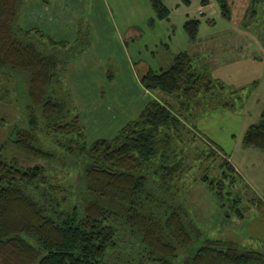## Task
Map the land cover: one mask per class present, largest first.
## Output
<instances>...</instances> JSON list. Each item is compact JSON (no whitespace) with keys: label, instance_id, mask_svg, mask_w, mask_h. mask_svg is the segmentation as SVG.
Wrapping results in <instances>:
<instances>
[{"label":"trees","instance_id":"trees-1","mask_svg":"<svg viewBox=\"0 0 264 264\" xmlns=\"http://www.w3.org/2000/svg\"><path fill=\"white\" fill-rule=\"evenodd\" d=\"M148 1L150 26L168 19L165 0ZM215 2L229 21L228 0ZM26 3L0 0V103L18 107L13 122L0 118V264H264V251L203 237L178 202L186 123L203 109H235L223 98V83L187 52L159 72L135 69L145 90L173 96L177 106L152 99L114 136L88 143L65 72L90 51V29L83 22L71 42L23 29ZM243 21L264 48V0H249ZM199 25H183L192 43ZM242 147L264 153V109L246 129ZM221 170L222 180L201 179L219 197L223 182L235 179L226 161ZM62 171L72 174L67 186L55 181ZM233 202L243 219L239 200ZM258 202L256 208L264 206Z\"/></svg>","mask_w":264,"mask_h":264},{"label":"rangeland","instance_id":"rangeland-1","mask_svg":"<svg viewBox=\"0 0 264 264\" xmlns=\"http://www.w3.org/2000/svg\"><path fill=\"white\" fill-rule=\"evenodd\" d=\"M187 1L188 3L183 0H170L168 19L156 20L151 26L149 20L154 17V13L149 1H145L136 9V17L134 16L135 18H131L128 22L132 26L131 35L126 38L129 46L128 49L124 46L123 48L128 50V55L138 73L147 69L156 72L165 70L171 65L175 55L187 52L199 58L196 65L204 66L213 79L223 83V98L230 100L235 109H203L193 120L186 123V129L190 133H183L186 159L184 172L176 186L178 202L201 231L203 237L232 241L247 248L264 251V243L255 242V232L264 233L262 232L264 224L258 225L259 221L256 220L264 217V206L256 208L259 200L264 203V164L253 158L254 149L242 147V138L246 129L259 121L264 109V48L259 42V44L256 43L258 37L255 31L242 27L247 0H242L243 4L240 7L234 5L229 21L221 16L215 0H209V6L204 5L207 8L203 10V15L199 13L202 7L201 0ZM144 6L147 10L146 16H148L146 22L145 19L140 20L141 17L137 16L140 11L144 10ZM191 19L200 21L195 44L188 40L183 29L184 23ZM230 24L233 25L232 28L238 27L253 34L255 42H251L255 45L245 46L244 55L235 60H232L228 54H223L221 62L224 67L222 68L215 62L216 59L213 60L210 52H204L203 44H208L210 39H219ZM238 39L240 40L238 44L242 45L239 47L242 49L243 43L247 41L237 36ZM260 57L261 60L257 59ZM106 58L110 59L107 60L109 61L107 65H110L109 68L114 75L111 86L114 91H118L121 87V79H117L116 75L121 55L113 50ZM1 86H5V81H1ZM11 87L12 94H14ZM150 94L151 100L156 99L162 103H169L174 108L177 106V101L173 96L159 91H153ZM74 95L76 97L79 95L76 90ZM194 111L193 109V113ZM17 116L16 104L0 103L1 119L11 123L17 119ZM4 134L5 128H0V138ZM194 135L198 137L195 140L192 139ZM92 139L88 138L87 142L95 141ZM206 142L209 145L213 143L211 148L206 145ZM223 161L233 168L234 173L229 174L234 175L235 179L234 182L228 179L223 182L225 185L223 197L220 196V198L210 191L201 179L207 175L214 180H222ZM255 161L258 163L256 167ZM71 177L72 174L66 171L54 175L55 181L62 186H67L71 182ZM236 199L239 200L236 207L244 215L243 219L238 218L235 213L233 201Z\"/></svg>","mask_w":264,"mask_h":264},{"label":"crops","instance_id":"crops-1","mask_svg":"<svg viewBox=\"0 0 264 264\" xmlns=\"http://www.w3.org/2000/svg\"><path fill=\"white\" fill-rule=\"evenodd\" d=\"M145 1L147 0H48L47 3H43L40 0H27L24 6L20 17L21 27L23 29L37 28L55 41L74 40L78 26L83 22L90 29L92 35L90 51L70 63L65 72V79L85 127L87 139L109 138L127 122L136 118L151 100L150 92L145 90L138 80L128 50L123 48L124 46L128 49L129 46L126 38L131 35L132 26L128 22L136 17V9ZM169 1L165 0L168 10ZM183 1L188 3L187 0ZM228 2L231 13H233L234 5L240 7L243 4L242 0H228ZM209 4L210 1L206 0L204 5L209 6ZM204 5L199 9L200 15H203V10L207 8ZM248 5L249 0L246 6ZM146 11L144 6V10L137 15L141 17L140 20L145 19V22L148 19ZM232 26L230 24L219 39H210L208 44H203L204 52H210L213 60L216 59L215 62L222 68L224 67L221 62L223 54L226 53L235 60L244 55L245 46L253 44L251 41L255 42L253 34ZM237 36L247 41L243 43L242 49L239 47L242 45L238 44L240 40H237ZM196 42L197 38L193 44ZM258 42L260 43L259 39L256 40L257 44ZM113 50L121 55L116 75L117 79H121V87L118 91H114L111 84H108L105 75V68L109 62L107 60H110L106 57ZM257 59L261 60V57ZM75 90L79 94L77 97L74 95ZM102 90L105 92L103 98H101ZM253 158L264 164L263 152L255 150ZM257 165L255 161V167ZM256 220L259 221L258 225L264 224V217ZM262 232H264V226ZM255 242L264 243V233L255 232Z\"/></svg>","mask_w":264,"mask_h":264}]
</instances>
